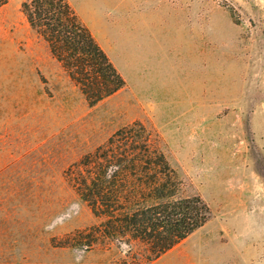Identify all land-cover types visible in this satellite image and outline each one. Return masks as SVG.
I'll return each mask as SVG.
<instances>
[{
  "label": "rangeland",
  "instance_id": "374dc122",
  "mask_svg": "<svg viewBox=\"0 0 264 264\" xmlns=\"http://www.w3.org/2000/svg\"><path fill=\"white\" fill-rule=\"evenodd\" d=\"M122 1L133 45L110 35L102 48L126 85L94 106L27 22L2 32L0 264L126 257L124 246L53 240L98 222L64 171L134 121L174 168L176 196L199 195L212 211L149 264H264V0Z\"/></svg>",
  "mask_w": 264,
  "mask_h": 264
},
{
  "label": "trees",
  "instance_id": "16d2710c",
  "mask_svg": "<svg viewBox=\"0 0 264 264\" xmlns=\"http://www.w3.org/2000/svg\"><path fill=\"white\" fill-rule=\"evenodd\" d=\"M21 11L90 106L125 87V78L67 0H30ZM64 175L98 222L55 238L54 245L126 247V257L116 264H149L212 216L201 196H176V172L139 121L116 130Z\"/></svg>",
  "mask_w": 264,
  "mask_h": 264
},
{
  "label": "crops",
  "instance_id": "0c3cea01",
  "mask_svg": "<svg viewBox=\"0 0 264 264\" xmlns=\"http://www.w3.org/2000/svg\"><path fill=\"white\" fill-rule=\"evenodd\" d=\"M30 0H8L0 6V32L1 40L5 38L4 31H11L15 28V19L27 22L21 11L22 3ZM82 21L88 26L94 37L101 45L108 36H114L120 47L133 45V37L135 34L126 31V24H123L124 9L129 8L132 2H124L122 0H67ZM22 23V22H21ZM23 24V23H22ZM132 31V30H131ZM105 50V49H104ZM106 52V51H105ZM108 55V54H107ZM109 56V55H108ZM5 68V69H4ZM8 60L4 61L0 57V75H8ZM4 70L6 75L4 74ZM11 77H14V61L11 59ZM262 108H257L260 111ZM260 113L256 112L254 117H260Z\"/></svg>",
  "mask_w": 264,
  "mask_h": 264
}]
</instances>
